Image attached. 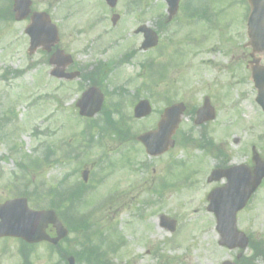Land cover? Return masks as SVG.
<instances>
[{
    "label": "rangeland",
    "instance_id": "obj_1",
    "mask_svg": "<svg viewBox=\"0 0 264 264\" xmlns=\"http://www.w3.org/2000/svg\"><path fill=\"white\" fill-rule=\"evenodd\" d=\"M133 1L117 3L114 11L120 19L115 27L111 25L102 0H32V8L52 13L59 25L60 45L72 54L78 64L76 67L83 65L90 70L96 62L107 63L112 59L114 63L126 52H136L128 61L116 63L106 70L101 80L106 83L104 105L120 101L118 107L132 119L128 125L136 136L155 128L166 102H183L186 113L173 135L175 146L169 154L151 158L137 142L117 149L114 135L109 132L101 137L102 146L97 147L95 144L100 135L93 129L88 146L80 134L85 120L78 119L74 106L87 82L54 80L49 76L50 67L44 53L37 50L28 55L29 40L23 34L28 19L0 21V124H3L0 130V176L4 177L0 180V200L8 197L2 191L4 183L20 175L18 163L23 164L29 158L47 162L38 169L27 171L26 175V181L31 180L32 186L41 192L36 201L46 205L50 188L63 179V187L81 182V170L103 156V165L110 161L115 163L110 169L95 167L91 171L94 180L106 175L107 179L104 178L97 189L86 191L83 203L76 207L79 215L100 208L92 215L94 221L100 227L114 226L117 234L123 237L125 243L111 256L112 264H153V249L169 238L168 232L158 226L160 215L182 225L177 236L182 242L181 249L165 246L160 251L162 255L175 258L181 264H197V257L201 262L206 255L209 264H221L233 252L217 246L214 222L205 213L203 202L204 194L221 183L209 184L206 177L223 160L211 155V147L200 138L203 136L201 131L206 130L213 144L238 162L248 159L245 150L250 145H255L264 157V139L259 141V137L264 136V116L254 101L255 90L245 67L250 52L249 48L243 47L247 41V3L244 0H209L212 15L207 24L199 19H187L181 11L166 30L159 33L161 44L143 53L139 50L140 37L133 35V30L141 22L161 29L165 4L161 0L148 3L147 13L141 17L139 8L129 9ZM1 2L8 4V0ZM205 8L203 0L196 1L197 11ZM99 18L102 23L97 24ZM188 39L192 41L188 43ZM259 58L264 63V54ZM149 59L151 71L162 67L163 80H157L156 71L150 77L148 68L140 65ZM243 76V79L239 78ZM204 97L209 98L216 118L198 127L193 123L194 115L188 111L200 106ZM135 98L150 101L152 113L148 118L133 119L135 103L132 105V101ZM118 116L117 113L112 115L114 119ZM99 118L101 114L94 119ZM180 137H190V141L180 143ZM10 147H13L12 151ZM48 147L54 151L46 158ZM123 150L128 152L120 156ZM75 153L82 158L78 159ZM129 160L131 164L125 165ZM161 176L166 185L156 190L162 191V199L152 193L156 179ZM122 189L123 196L120 195ZM110 197L120 199L112 203L108 200ZM148 199L152 202L145 203ZM256 210L258 216H251L255 218L254 224L247 228L239 223L238 228L264 239V192ZM37 264L44 263L39 260Z\"/></svg>",
    "mask_w": 264,
    "mask_h": 264
},
{
    "label": "water",
    "instance_id": "obj_2",
    "mask_svg": "<svg viewBox=\"0 0 264 264\" xmlns=\"http://www.w3.org/2000/svg\"><path fill=\"white\" fill-rule=\"evenodd\" d=\"M117 0H107L110 6H114ZM168 4V10L170 16H172L178 6L179 0H166ZM251 5V13L248 18V33L250 37V42L255 50L262 51L264 50V0H248ZM13 11L16 20L24 19L30 12V0H13ZM117 17L113 18L115 22ZM25 32L30 36V49L29 52L32 53L35 49L41 46L44 50H50L51 46L58 41L57 30L55 26L50 22V19L47 14L33 13L31 15V24L26 28ZM136 32L144 33V42L142 45L143 49L153 47L157 43V37L155 33L147 28L146 26L139 27ZM67 57L62 55V52L57 51L52 58L50 59L51 64H55L57 68L59 66H65L67 64ZM257 71V69H256ZM255 71V72H256ZM53 75L57 77H66L62 75L57 69L52 72ZM75 74L68 75L66 78H73ZM258 84V82H257ZM260 88L261 99L264 101V84H258ZM259 101L262 106H264L263 101ZM102 96L97 89H90L85 92L81 99L78 100L77 106L80 108V114L84 116L94 115L101 107ZM183 111V106L181 104L176 105L168 111H165L164 115L161 118L159 123V129L156 132L148 133L140 136L138 139L141 140L147 148V151L150 154H160L165 151L168 145H172V142L169 140L170 135L174 131L180 113ZM204 115L199 119V123L212 119L214 117V112L210 108L207 99L204 102L203 106ZM150 113V107L146 101L140 102L135 108V117H142ZM261 167V170L258 173L261 175L258 178L254 179L253 184L259 182V180L264 176V163H257L256 169ZM86 176V175H85ZM212 180V177L209 178V181ZM214 195V193H213ZM8 206H1L0 208H5ZM19 219L17 220L16 232L14 234L18 236L25 237L28 240H39L38 234H40L41 227H27L29 224L41 225L45 223H53L58 225L57 230H59L60 224L58 223L55 215L48 212H35L26 208L25 210H20ZM42 220L40 221V218ZM232 230L229 233H221V244H228L231 240L230 237L236 235L234 227V216L231 217ZM222 226L226 229H229L225 223H222ZM220 228V227H219ZM221 231V230H220ZM35 235L32 238V234ZM230 235V236H229ZM229 236V237H228ZM30 238V239H29ZM241 247L245 246L244 240H240ZM72 264V261H70Z\"/></svg>",
    "mask_w": 264,
    "mask_h": 264
},
{
    "label": "flooded vegetation",
    "instance_id": "obj_3",
    "mask_svg": "<svg viewBox=\"0 0 264 264\" xmlns=\"http://www.w3.org/2000/svg\"><path fill=\"white\" fill-rule=\"evenodd\" d=\"M63 49V48H62ZM249 159L243 164H246L249 171L252 172L254 169V164L252 162V148L249 151L248 155ZM229 162H226L223 167H228ZM12 189L10 186L4 187V190ZM259 189V188H258ZM236 195L235 193H232ZM257 194V199L254 203L252 209H248L250 203H252L255 199V195ZM255 195L250 199L247 206L236 213V217H240L241 215L249 216V218H239V223H242L245 227H249L251 225V220L253 221L255 218L250 219V216H257L258 210H256L257 203L260 199L261 193H255ZM252 200V201H251ZM1 203V202H0ZM247 213V214H245ZM256 213V214H254ZM209 215L213 216L212 213L208 212ZM213 219V218H212ZM250 228V227H249ZM46 233L48 236H55V231L52 226H47ZM258 243V241L256 242ZM68 240L60 241L56 246H52L48 242H39V243H31L28 244L25 241L19 238L13 237H1L0 238V264H37V261L41 260L44 264H53V261L63 263V260H67L68 257ZM233 252L232 261H236L237 264H256L263 263L264 264V251L254 253L253 256L245 255L243 256V252L240 253L238 250H229ZM175 263L173 260L171 263L167 260H157L154 264H172ZM192 264V262H191ZM197 264H209V259L204 255L201 258V262L197 257Z\"/></svg>",
    "mask_w": 264,
    "mask_h": 264
}]
</instances>
